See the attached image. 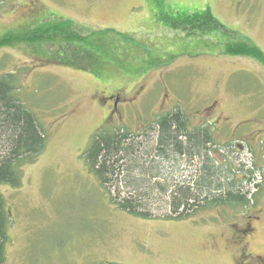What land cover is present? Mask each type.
Returning <instances> with one entry per match:
<instances>
[{
	"label": "rangeland",
	"instance_id": "1",
	"mask_svg": "<svg viewBox=\"0 0 264 264\" xmlns=\"http://www.w3.org/2000/svg\"><path fill=\"white\" fill-rule=\"evenodd\" d=\"M63 20L83 36L128 34L135 46L119 44L95 67L65 45L46 46L52 58L26 44L0 48V76L16 75L50 134L21 186L0 187L7 264H264V64L223 53L245 43L264 56V0H0V38ZM177 106L193 126H214L219 163L226 155L229 166L246 165L237 181L262 183L246 209L138 218L89 170L84 153L103 125L142 130Z\"/></svg>",
	"mask_w": 264,
	"mask_h": 264
},
{
	"label": "trees",
	"instance_id": "2",
	"mask_svg": "<svg viewBox=\"0 0 264 264\" xmlns=\"http://www.w3.org/2000/svg\"><path fill=\"white\" fill-rule=\"evenodd\" d=\"M109 34L117 38L108 39ZM20 44L39 48L49 58L52 54L44 50L48 45L59 47V51L65 46L71 52L78 48V58L89 67L99 65L105 56L111 57L119 44L125 52L135 46L128 34L109 30L83 36L74 23L65 20L33 30L12 31L0 38V48ZM257 50L236 43L229 44L223 53L257 57L264 64V56ZM18 82L15 74L0 76V187L15 189L21 186L23 167L36 162L50 136L22 102ZM225 148L230 150L229 145ZM219 152L214 126H193L187 113L177 106L157 115L142 130L103 125L84 157L119 209L143 219L181 221L206 209L244 210L252 203V191L260 190L262 183L249 188L245 180L237 181L236 174H247L246 165L241 162L240 166H229L226 155L224 163H219L213 156ZM252 174L246 180H251ZM155 212L164 215L156 216ZM10 228L7 202L0 191V264H7Z\"/></svg>",
	"mask_w": 264,
	"mask_h": 264
}]
</instances>
